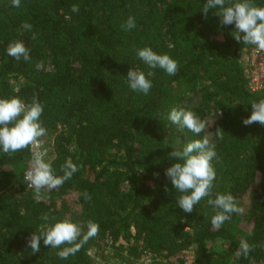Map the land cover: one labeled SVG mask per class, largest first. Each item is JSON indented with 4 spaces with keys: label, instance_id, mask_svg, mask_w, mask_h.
<instances>
[{
    "label": "trees",
    "instance_id": "trees-1",
    "mask_svg": "<svg viewBox=\"0 0 264 264\" xmlns=\"http://www.w3.org/2000/svg\"><path fill=\"white\" fill-rule=\"evenodd\" d=\"M252 2L264 7V0ZM205 3L21 0L14 7L0 0V98L18 97L26 104L37 98L46 162L57 176L69 159L79 169L58 188L42 190L45 198L37 202L24 179L31 146L0 150V264H100L90 250L110 243L134 261L150 255L153 264H185L182 253L192 248L194 264H230L242 240L254 248L234 264H264V125L243 124L251 103L264 98V85L254 90L245 66L256 47L235 40V26L221 25L216 9L205 18ZM73 4L78 13L71 12ZM129 16L135 27L125 31L121 25ZM25 22L30 30L21 27ZM13 41L29 49L30 61L8 56ZM143 47L177 61V73L149 68L137 56ZM37 63L43 65L39 70ZM130 68L151 81L147 95L128 86ZM194 96L201 98L199 108L189 109L196 116L203 111L222 116L214 129L212 195L185 213L177 204L182 193L165 171L180 162L169 155L173 150L203 135L179 129L167 117ZM217 193H230L241 209L248 200V210L213 227L218 210L207 200ZM64 219L79 225L82 236L91 220L98 234L67 259L57 252L70 245L50 248L43 239L33 253L26 243L30 235ZM220 241L222 252L214 249Z\"/></svg>",
    "mask_w": 264,
    "mask_h": 264
},
{
    "label": "clouds",
    "instance_id": "clouds-1",
    "mask_svg": "<svg viewBox=\"0 0 264 264\" xmlns=\"http://www.w3.org/2000/svg\"><path fill=\"white\" fill-rule=\"evenodd\" d=\"M11 2L14 7L21 6V0H11ZM209 9H216L215 14L220 17L221 25L235 26L233 35L235 40L242 41L245 45H254L259 52L264 53V7L255 5L252 0H207L202 8L205 18ZM71 12L78 13L79 5L73 4ZM69 18L65 15V19ZM21 27L30 30L32 26L25 22ZM121 27L125 31L133 29L135 27L134 18L129 16ZM6 51L8 56L17 61L21 58L26 62L31 60L29 49L20 41L9 43ZM137 56L151 69L160 68L168 75H175L178 71L177 61L167 54L156 53L151 47L137 49ZM42 66V63L36 64L38 70ZM154 74V72L149 73V75ZM127 82L130 89L145 95L152 87L145 73L134 68L128 70ZM251 109V115L243 119V124L247 126L258 122L264 125V98L253 101ZM42 112L43 106L35 97L29 104L18 97L0 98V150L4 153H12L37 144L38 138L46 135V129L40 121ZM167 118L172 124L181 129L186 128L197 135L207 127L206 121L199 119L192 111H186L183 108H172ZM169 155L178 158L180 162L167 168L165 175L175 190L182 193L177 200L179 207L185 213H191L196 204L212 195L216 173L211 161L216 156L215 145L210 143L209 138L205 136L202 140L196 139L187 143L182 150H173ZM61 167L63 175H54L50 163L44 161L43 153L33 152L31 167L25 173L24 179L28 186L34 189V198L37 202L45 198L42 190L58 188L79 170L71 159ZM85 199H90L87 193H85ZM207 203L218 210L211 218L212 226L217 228L230 219V214L242 211L230 193H217L215 198H209ZM42 219L47 221L49 217L44 215ZM86 227L87 232L82 236V229L79 225L69 219H64L54 224L41 226L38 234L32 233L26 243L33 253L40 250L41 239H43V244L50 248L70 245L57 252L60 259H67L78 252L90 238L98 234L99 225L97 223L89 220ZM81 236L82 239H80ZM253 248V245L242 240L233 255L237 259L241 256L247 258Z\"/></svg>",
    "mask_w": 264,
    "mask_h": 264
},
{
    "label": "rangeland",
    "instance_id": "rangeland-1",
    "mask_svg": "<svg viewBox=\"0 0 264 264\" xmlns=\"http://www.w3.org/2000/svg\"><path fill=\"white\" fill-rule=\"evenodd\" d=\"M199 106H201V98L194 96L192 98H189L188 100H186L183 104L182 107L184 110L187 111V109H191V108H199ZM190 111V110H189ZM221 113L219 112H207V111H203V115L202 116H197L199 119L206 121L207 122V127L205 128L204 131L201 132V134L203 135V138L205 136H207L210 140V142H212L213 144L217 143V141L214 140L215 138V132L214 129L215 127L218 125L220 119H221ZM180 129V127H179ZM44 151L47 152L45 153L43 159L44 161H46L47 159H50V155H49V148L44 145ZM249 208V201L246 200L243 207H242V212L245 213ZM239 227L241 229L245 228V224L243 221H240ZM111 243L109 244V246L103 247L100 250L98 248H92L91 251V255L93 257H95L97 259L98 262H100V264H105L104 262H109V260L111 259V254H116L118 256H120V259L124 262L127 263V259L124 258V253L117 250V247L115 248H111ZM214 249L218 252H222V242H218L217 244H215ZM236 260V257H232L230 259V264H234V261ZM102 262V263H101ZM109 264V263H108Z\"/></svg>",
    "mask_w": 264,
    "mask_h": 264
},
{
    "label": "built area",
    "instance_id": "built-area-1",
    "mask_svg": "<svg viewBox=\"0 0 264 264\" xmlns=\"http://www.w3.org/2000/svg\"><path fill=\"white\" fill-rule=\"evenodd\" d=\"M245 66H247V70H246L247 74L251 76V87L254 90L261 89L264 85V53L259 52L257 49L252 50L250 52L249 57H247L245 60ZM44 145H46V143L42 139H38L37 144L30 145L32 149L31 151L32 152L40 151L41 153H43V157H44L45 153L47 152V150L45 152L43 149ZM25 182L27 183L26 180ZM123 253H124V258L127 259V263L122 261L120 259V256L116 254H111V259L109 260V262H104V263L132 264L135 262V264H153L154 261L153 257L150 255L144 256L142 260L138 259V261H134V259L129 257L125 251ZM182 257L184 258L185 264H194L195 262V252L192 248L184 251L182 253Z\"/></svg>",
    "mask_w": 264,
    "mask_h": 264
}]
</instances>
